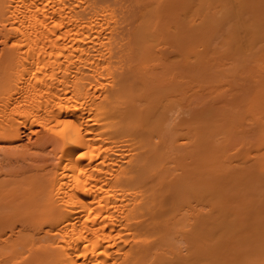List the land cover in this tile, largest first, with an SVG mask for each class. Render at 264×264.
Listing matches in <instances>:
<instances>
[{"label": "bare ground", "instance_id": "1", "mask_svg": "<svg viewBox=\"0 0 264 264\" xmlns=\"http://www.w3.org/2000/svg\"><path fill=\"white\" fill-rule=\"evenodd\" d=\"M0 264H264V0H0Z\"/></svg>", "mask_w": 264, "mask_h": 264}, {"label": "rangeland", "instance_id": "2", "mask_svg": "<svg viewBox=\"0 0 264 264\" xmlns=\"http://www.w3.org/2000/svg\"><path fill=\"white\" fill-rule=\"evenodd\" d=\"M25 142H26V140H25Z\"/></svg>", "mask_w": 264, "mask_h": 264}]
</instances>
